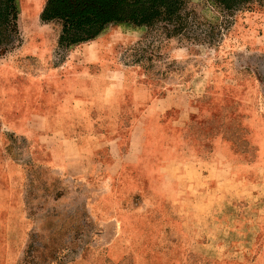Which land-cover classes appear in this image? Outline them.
<instances>
[{
  "label": "rangeland",
  "instance_id": "1",
  "mask_svg": "<svg viewBox=\"0 0 264 264\" xmlns=\"http://www.w3.org/2000/svg\"><path fill=\"white\" fill-rule=\"evenodd\" d=\"M46 1L0 56V264H264V0L68 48Z\"/></svg>",
  "mask_w": 264,
  "mask_h": 264
},
{
  "label": "trees",
  "instance_id": "2",
  "mask_svg": "<svg viewBox=\"0 0 264 264\" xmlns=\"http://www.w3.org/2000/svg\"><path fill=\"white\" fill-rule=\"evenodd\" d=\"M225 11L237 10L253 0H212ZM186 0H47L40 20L58 22V46L86 43L111 25L128 24L151 28L163 24L166 35L184 33L187 24ZM16 0H0V56L18 41Z\"/></svg>",
  "mask_w": 264,
  "mask_h": 264
},
{
  "label": "crops",
  "instance_id": "3",
  "mask_svg": "<svg viewBox=\"0 0 264 264\" xmlns=\"http://www.w3.org/2000/svg\"><path fill=\"white\" fill-rule=\"evenodd\" d=\"M113 85V83H111V86Z\"/></svg>",
  "mask_w": 264,
  "mask_h": 264
}]
</instances>
